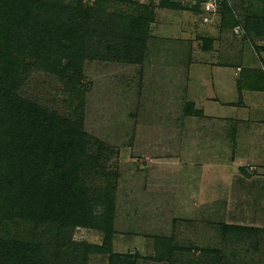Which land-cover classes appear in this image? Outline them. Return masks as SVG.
<instances>
[{
    "label": "rangeland",
    "instance_id": "rangeland-1",
    "mask_svg": "<svg viewBox=\"0 0 264 264\" xmlns=\"http://www.w3.org/2000/svg\"><path fill=\"white\" fill-rule=\"evenodd\" d=\"M123 1L152 12L143 42L120 50L125 42L110 30L119 49L107 50L105 19L92 12L76 78L61 80L28 56L16 74L21 98L72 122L81 115L87 153L77 178L93 200L94 225L70 229V261L54 257L53 221L37 232L5 221L0 237L38 244L52 264H111L112 256L264 264V0L251 8L230 0L224 24L215 17L208 25L181 0H170L177 9ZM124 7L110 0L101 9L117 16Z\"/></svg>",
    "mask_w": 264,
    "mask_h": 264
},
{
    "label": "trees",
    "instance_id": "trees-1",
    "mask_svg": "<svg viewBox=\"0 0 264 264\" xmlns=\"http://www.w3.org/2000/svg\"><path fill=\"white\" fill-rule=\"evenodd\" d=\"M109 2L95 0L92 6H83L81 0H0V233L5 221H18L33 232L44 221H53L59 235L54 257L64 256L69 261L67 255L72 252L64 248L72 250L70 229L94 225L93 200L84 194L77 178V172L85 169L87 153L81 115L72 122L21 98L16 89L20 76L16 74L28 56L61 80L76 78L80 63L89 55L86 23L92 12L99 14L101 21L105 19L101 26L105 28L103 36L109 38L107 50L119 49L110 30L125 42L120 50L132 41L143 42L151 10L146 13L147 7L120 0L125 7L117 16L103 15L101 7ZM253 4L251 0L249 8ZM160 7L178 8L170 0H160ZM230 13L231 5L224 4L221 23ZM249 21L255 26L260 19ZM246 24L247 29L254 27ZM39 43L45 47L39 50ZM109 224L110 218H105L103 228ZM164 249L166 254L171 252L168 246ZM40 250L36 243L0 237V264H52ZM125 260L110 257L111 264Z\"/></svg>",
    "mask_w": 264,
    "mask_h": 264
},
{
    "label": "built area",
    "instance_id": "built-area-1",
    "mask_svg": "<svg viewBox=\"0 0 264 264\" xmlns=\"http://www.w3.org/2000/svg\"><path fill=\"white\" fill-rule=\"evenodd\" d=\"M194 15L199 17L201 24L208 25L212 19L219 17L224 4L230 5V0H181Z\"/></svg>",
    "mask_w": 264,
    "mask_h": 264
},
{
    "label": "crops",
    "instance_id": "crops-1",
    "mask_svg": "<svg viewBox=\"0 0 264 264\" xmlns=\"http://www.w3.org/2000/svg\"><path fill=\"white\" fill-rule=\"evenodd\" d=\"M203 25V24H202ZM249 52V51H248ZM262 59H264V57H262ZM249 69V68H248ZM254 69H257V67L256 68H254ZM250 70V69H249ZM264 70V69H263ZM253 73H247V72H243V74H242V77H243V79L248 83V82H251L250 81V78L252 77L253 78V76H250V75H252ZM258 75H260V74H258ZM261 75L264 77V73H261ZM262 82H264V81H262ZM253 84V83H252ZM222 85V84H221ZM261 86H264V83L263 84H261ZM223 88V87H222ZM261 93H264V91L263 92H261ZM220 94H221V96H223V93H222V91L220 92ZM258 94V93H257ZM260 96H261V98H262V102H263V104H264V94H260Z\"/></svg>",
    "mask_w": 264,
    "mask_h": 264
}]
</instances>
